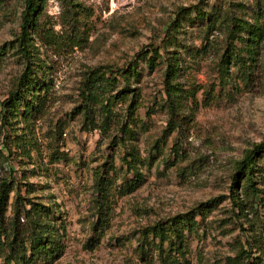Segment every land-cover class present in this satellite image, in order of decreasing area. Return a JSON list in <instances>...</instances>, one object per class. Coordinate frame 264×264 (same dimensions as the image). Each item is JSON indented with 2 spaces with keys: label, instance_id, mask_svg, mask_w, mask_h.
I'll return each mask as SVG.
<instances>
[{
  "label": "rangeland",
  "instance_id": "1",
  "mask_svg": "<svg viewBox=\"0 0 264 264\" xmlns=\"http://www.w3.org/2000/svg\"><path fill=\"white\" fill-rule=\"evenodd\" d=\"M25 1L0 0V179H15L10 203L17 189L62 223L65 247L51 264H243L247 239L264 264V154L258 194L246 195L242 178L231 200L236 161L264 139V35L254 59L240 38L226 50L231 17L264 26V0H39L28 42L40 96L5 114L24 69L16 39ZM196 11H210V23ZM131 61L134 89L116 95L106 131L90 127L78 109L86 71ZM129 103L123 141L115 117ZM102 112L94 105L97 123ZM189 211L181 254L159 252L151 234L137 247L143 227Z\"/></svg>",
  "mask_w": 264,
  "mask_h": 264
},
{
  "label": "trees",
  "instance_id": "2",
  "mask_svg": "<svg viewBox=\"0 0 264 264\" xmlns=\"http://www.w3.org/2000/svg\"><path fill=\"white\" fill-rule=\"evenodd\" d=\"M39 0H26L20 24V33L16 39V47L24 60V69L17 79V85L11 89L8 95L2 100L1 104L6 112L11 113L16 110L19 104L26 100V96L31 94V98L26 102V106H37V99L40 96V81L37 79V73L34 70V60L29 47L30 29L35 23L34 18ZM190 11V10H189ZM202 14L200 17L206 19L207 25L212 20L211 13L197 12ZM197 17V16H196ZM247 20L243 17L233 16L229 25L228 34L230 40L227 42V49L236 48L235 40L240 38L245 44L248 59H254L257 53L260 41L264 35V26L257 21ZM235 32H241L236 35ZM46 40L54 41L47 37ZM158 46H154V59L159 52ZM231 56H228L230 58ZM151 59L152 57L149 56ZM174 62L168 61L165 69V90L167 94V106L170 114L175 112L174 99L171 96L170 87L173 84L169 82L176 68L179 69V59ZM133 61L125 66L113 68L111 65H97L86 71V75L81 80L80 89V108L85 122L92 128L107 130L110 122L113 120V113L110 107L116 100V95L124 91H132L131 80L138 78L137 64ZM119 84L122 86L118 87ZM114 90V91H113ZM106 101V103H105ZM103 109L102 120L97 123L92 114L94 105ZM77 106V107H78ZM136 105L129 103L125 115L119 120L115 117V122L119 123L117 129L120 132L119 139L124 141V135L127 133L129 123L135 112ZM27 109V107H26ZM117 125V124H116ZM117 131V130H116ZM116 136V135H115ZM127 153L132 155V161L135 159L134 149H128ZM264 154V139L254 143L248 148L243 156L236 161L232 172L231 182L233 190L231 194L232 203L235 205L238 198L239 181L245 179L244 189L246 195H257L259 188L256 185L255 161L257 157ZM128 164H131L128 161ZM134 167V165H133ZM137 180V178H135ZM14 178L0 179V264H51L64 250V227L62 223L56 221L54 210L31 198L21 196L20 191L16 189V196L10 203V193L14 189ZM238 187V188H237ZM102 185L98 186V190ZM26 199V200H25ZM194 215L191 212L174 214L164 221H156L143 227L141 235L137 240V247L144 251L148 234L152 235L151 242L155 248L161 252L165 246L167 251L172 254H181L183 240L186 231L190 229ZM93 240V238H92ZM95 243V242H94ZM93 244V243H92ZM149 244V243H148ZM150 245V244H149ZM151 246V245H150ZM253 246L246 241V246L242 247V253L248 261L243 264H260L261 261L255 260L260 257L258 253H253ZM257 251V249H256ZM251 258V260H249ZM174 264L177 258L173 256ZM176 264H179L177 261Z\"/></svg>",
  "mask_w": 264,
  "mask_h": 264
}]
</instances>
